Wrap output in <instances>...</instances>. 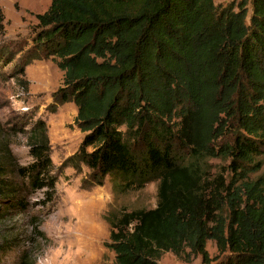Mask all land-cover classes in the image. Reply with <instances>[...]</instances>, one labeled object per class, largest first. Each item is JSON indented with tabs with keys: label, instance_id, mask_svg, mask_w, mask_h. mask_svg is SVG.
Masks as SVG:
<instances>
[{
	"label": "trees",
	"instance_id": "obj_1",
	"mask_svg": "<svg viewBox=\"0 0 264 264\" xmlns=\"http://www.w3.org/2000/svg\"><path fill=\"white\" fill-rule=\"evenodd\" d=\"M247 5L51 0L36 15L34 41L63 71L53 99L77 107L84 135L68 162L90 169L83 188L108 175L125 187L159 180L155 208L105 216L114 264H159L167 251L264 264V176L251 177L264 164V0H251L249 21ZM33 131L30 164L0 162V225L26 208L24 190H55L46 121ZM209 157L229 160L230 180L205 184L198 164ZM1 234L0 259L12 248Z\"/></svg>",
	"mask_w": 264,
	"mask_h": 264
},
{
	"label": "rangeland",
	"instance_id": "obj_2",
	"mask_svg": "<svg viewBox=\"0 0 264 264\" xmlns=\"http://www.w3.org/2000/svg\"><path fill=\"white\" fill-rule=\"evenodd\" d=\"M233 1H247L249 21L251 0H215L222 7ZM50 2L0 0V162L14 172L18 166L31 163L33 127L43 119L47 123L51 174L55 179V190H24L26 208L14 210L1 223L2 238L12 248L2 253L0 264H114L115 253L107 246L111 242V225L105 216L112 218L123 211L155 208L159 180L143 188L125 187L119 177L108 175L102 185L83 188L90 169L81 165L77 170L68 162L84 135L75 123L77 107L72 101L57 104L53 99V92L63 84V71L52 57L46 56V48L34 41L36 15L44 12ZM231 137L227 132L216 144L226 143ZM175 152L187 159L186 152L178 148ZM200 160L205 184L220 176L231 179L229 160ZM261 175L264 176V164L251 177ZM207 248L211 256L217 254L213 241H208ZM159 264L203 262L200 255L187 259L186 254L179 257L167 251Z\"/></svg>",
	"mask_w": 264,
	"mask_h": 264
}]
</instances>
